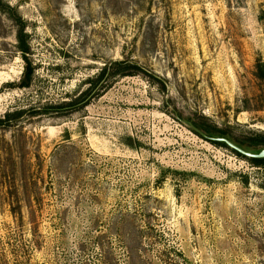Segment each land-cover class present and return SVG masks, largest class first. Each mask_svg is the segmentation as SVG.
<instances>
[{
	"label": "rangeland",
	"instance_id": "obj_1",
	"mask_svg": "<svg viewBox=\"0 0 264 264\" xmlns=\"http://www.w3.org/2000/svg\"><path fill=\"white\" fill-rule=\"evenodd\" d=\"M0 120V264H264V0H0Z\"/></svg>",
	"mask_w": 264,
	"mask_h": 264
},
{
	"label": "trees",
	"instance_id": "obj_2",
	"mask_svg": "<svg viewBox=\"0 0 264 264\" xmlns=\"http://www.w3.org/2000/svg\"><path fill=\"white\" fill-rule=\"evenodd\" d=\"M17 42L18 46L17 48L21 52V55L25 61V67L24 71L19 83V87L26 89L30 88L33 80H34V75H35V67L32 65V62L28 59V54H30L29 47L26 44V34H25V29L22 26L17 33ZM262 67V66H261ZM141 70V67L135 63L122 60V61H115L110 63L109 65L106 64L103 69H101L100 73L98 74L96 79H91L90 84L94 85L95 88L99 85L100 81L104 80L106 75H108V80H111L115 77H129V76H135L138 75V72ZM109 71V74H108ZM91 87V88H92ZM106 87H100L99 92L102 90H105ZM91 91V89L89 90ZM89 91L82 93L79 97L76 99L72 100L69 104H67L68 107H74L77 105H84L86 103L85 99L88 98ZM99 94V93H98ZM9 117V116H8ZM2 122V120H0ZM225 133H221V135H224ZM254 144L253 145H245L244 143H239V147L247 146V147H253V146H262L264 148V136L262 135H257L255 139H253ZM217 144V143H214ZM220 146H226L225 144H221ZM238 156L243 157L241 154L238 152L234 151ZM251 163L255 164L256 166H262L264 165V159H248Z\"/></svg>",
	"mask_w": 264,
	"mask_h": 264
},
{
	"label": "water",
	"instance_id": "obj_3",
	"mask_svg": "<svg viewBox=\"0 0 264 264\" xmlns=\"http://www.w3.org/2000/svg\"><path fill=\"white\" fill-rule=\"evenodd\" d=\"M230 146L235 149L237 152H239L240 154L250 158V159H264V150L261 151L259 154H250V153H247L245 151H243L242 149L230 144Z\"/></svg>",
	"mask_w": 264,
	"mask_h": 264
}]
</instances>
